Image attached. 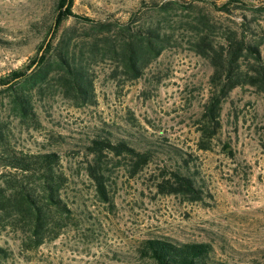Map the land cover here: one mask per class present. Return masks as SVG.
Returning <instances> with one entry per match:
<instances>
[{
	"label": "rangeland",
	"instance_id": "374dc122",
	"mask_svg": "<svg viewBox=\"0 0 264 264\" xmlns=\"http://www.w3.org/2000/svg\"><path fill=\"white\" fill-rule=\"evenodd\" d=\"M55 1L0 0V155L56 152L68 177L61 192L68 211L50 212L37 238L20 202L10 200L14 187L36 190L37 176L0 168V246L9 253L1 264H154L140 254L142 241L150 238L208 243L210 258L217 262L264 264V94L249 86L229 93L211 150H197L195 129L212 74L196 45L204 41L218 47L231 34L259 37L264 12L252 11L261 0L248 1L251 11L231 13L201 3L152 9L149 0H74L73 13L106 25L102 31L69 19L62 27L71 31L70 48L84 54L93 102L65 97L60 73L50 67L46 78L25 85L35 115L34 121L23 120L12 101L21 83L4 85L2 80L13 71H35L31 62L46 37ZM125 25L132 31L157 30L163 38L161 53L138 79L102 53L89 58L90 41H98L103 51L104 35L114 38L117 27ZM260 49L264 60V44ZM48 61L53 63L51 55ZM101 128L117 138H150L156 151L153 162L132 178L127 160L103 157L105 199L86 172L92 158L84 154L86 140ZM169 157H190L189 173L202 190L200 200L158 193L154 183L162 161L173 162Z\"/></svg>",
	"mask_w": 264,
	"mask_h": 264
},
{
	"label": "trees",
	"instance_id": "16d2710c",
	"mask_svg": "<svg viewBox=\"0 0 264 264\" xmlns=\"http://www.w3.org/2000/svg\"><path fill=\"white\" fill-rule=\"evenodd\" d=\"M217 0H149L150 8L160 6L185 4L192 6L197 3L211 4L220 12L231 13L232 10L251 11L249 0H223L217 4ZM74 0H56L55 9L50 18L40 51L32 60L31 65L35 71H13L2 80V84L14 85L21 83L19 89L12 91V101L18 116L23 120L34 121L35 115L32 108L30 96L25 92V85L29 82L35 83L36 79H44L53 67L59 71L58 81L61 84L63 95L75 99L83 104L92 103L94 99L93 78L89 75L84 54L75 51L71 46V31L62 28L66 20L72 19L83 22L89 27L101 29L105 24H95L88 17L72 12ZM262 5L253 9L264 12V0ZM246 22V21H245ZM245 28H250L246 23ZM62 30V31H61ZM248 30V29H247ZM114 38L104 35L102 39L105 49L100 51L98 41L89 43V58L94 53H102L112 61L117 62L123 72L131 79H138L148 63L157 58L162 51L163 38L157 30L132 31L128 25L117 27ZM60 33L56 40L57 35ZM256 35V33L253 31ZM261 35L254 39L246 40L245 34L228 35L223 44L218 47L202 41L196 45V52L205 58L212 67L209 78V94L202 107L199 119L195 123L196 132L199 133L196 144L197 150L209 151L212 142L221 129L220 113L223 102L229 93L235 88L249 86L255 92L264 94V60L261 57V45L264 44V29ZM257 36V35H256ZM56 40V41H55ZM55 41V42H54ZM53 57V63L48 57ZM89 60V59H88ZM244 64L245 66H242ZM131 125L135 118L129 119ZM117 138L108 129L101 128L92 134L84 145V154L91 156L92 163L86 166V172L93 182L98 194L105 199L107 188V175L102 169V158L111 155L112 158H123L127 160V174L130 178L135 177L152 162L156 154L155 144L150 138L136 137ZM260 145L264 152V127L260 139ZM158 148L165 152L168 150L162 146ZM178 149H171V153L177 154ZM173 161L167 165L163 160V168L155 180L154 186L161 195H177L184 200L195 202L201 199L202 190L197 186L193 176L189 173L190 157H179V160L168 158ZM61 157L56 152L47 151L36 154H16L4 151L0 155V168L20 172L27 177L37 176V189L20 185L11 190V199L20 202V212L23 217H28L34 224V233L39 238V230L50 212L63 215L67 210L62 200L61 192L68 177L62 172L60 165ZM170 168V169H168ZM41 240V239H40ZM40 244V241L37 245ZM212 249L208 243H173L164 239H145L140 246L142 257L148 258L154 264H227L217 262L210 258ZM9 257L7 250L0 246V264Z\"/></svg>",
	"mask_w": 264,
	"mask_h": 264
}]
</instances>
